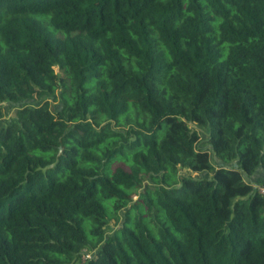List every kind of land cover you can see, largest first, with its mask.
<instances>
[{
    "label": "trees",
    "instance_id": "trees-1",
    "mask_svg": "<svg viewBox=\"0 0 264 264\" xmlns=\"http://www.w3.org/2000/svg\"><path fill=\"white\" fill-rule=\"evenodd\" d=\"M7 103L0 264H264V0H0Z\"/></svg>",
    "mask_w": 264,
    "mask_h": 264
},
{
    "label": "rangeland",
    "instance_id": "rangeland-1",
    "mask_svg": "<svg viewBox=\"0 0 264 264\" xmlns=\"http://www.w3.org/2000/svg\"><path fill=\"white\" fill-rule=\"evenodd\" d=\"M50 106L52 108L58 109L61 106V101L60 98L58 96V94H56L55 98H49L48 99ZM16 105V104H15ZM15 105L13 103H7L5 104L4 108L6 110V115L4 118L0 119V125H3L6 122L10 121V118L13 117L14 115V111H15ZM20 105V104H19ZM132 114H133V109L131 105H128L127 110L120 115L115 121H113L114 127L119 128H125L126 125H128L129 123H131V119H132ZM194 128L197 130L198 134H199V139L197 141V146L200 149H207L209 150L210 146L208 144L207 141V133L206 130L200 126H194ZM210 153V151H209ZM210 162L215 163L216 159L215 156L213 154L210 153ZM202 175H205V173H203ZM137 198V196H134V200ZM107 231H110V229H107Z\"/></svg>",
    "mask_w": 264,
    "mask_h": 264
},
{
    "label": "built area",
    "instance_id": "built-area-1",
    "mask_svg": "<svg viewBox=\"0 0 264 264\" xmlns=\"http://www.w3.org/2000/svg\"><path fill=\"white\" fill-rule=\"evenodd\" d=\"M257 190H258V192H259L260 194L264 195V187L258 186V187H257ZM88 256H89L88 253H87V254H84V255H83V259L86 258V257H88Z\"/></svg>",
    "mask_w": 264,
    "mask_h": 264
},
{
    "label": "water",
    "instance_id": "water-1",
    "mask_svg": "<svg viewBox=\"0 0 264 264\" xmlns=\"http://www.w3.org/2000/svg\"><path fill=\"white\" fill-rule=\"evenodd\" d=\"M234 166H236V163H234Z\"/></svg>",
    "mask_w": 264,
    "mask_h": 264
}]
</instances>
